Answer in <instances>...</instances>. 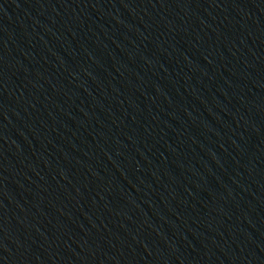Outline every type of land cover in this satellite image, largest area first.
<instances>
[{"label": "water", "instance_id": "1", "mask_svg": "<svg viewBox=\"0 0 264 264\" xmlns=\"http://www.w3.org/2000/svg\"><path fill=\"white\" fill-rule=\"evenodd\" d=\"M0 264H264V0H0Z\"/></svg>", "mask_w": 264, "mask_h": 264}]
</instances>
